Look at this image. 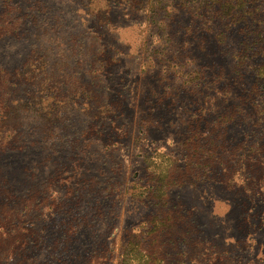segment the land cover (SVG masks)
<instances>
[{
	"label": "rangeland",
	"instance_id": "obj_1",
	"mask_svg": "<svg viewBox=\"0 0 264 264\" xmlns=\"http://www.w3.org/2000/svg\"><path fill=\"white\" fill-rule=\"evenodd\" d=\"M0 25L25 76L0 264H264V0H0Z\"/></svg>",
	"mask_w": 264,
	"mask_h": 264
},
{
	"label": "trees",
	"instance_id": "obj_2",
	"mask_svg": "<svg viewBox=\"0 0 264 264\" xmlns=\"http://www.w3.org/2000/svg\"><path fill=\"white\" fill-rule=\"evenodd\" d=\"M225 9L228 10L226 16H230L231 15V10H234L235 8L232 5L230 7H227V5H226L225 6ZM0 26H1L0 27V36L6 35L8 33H12L11 31H13V30L15 31V29H16L15 28V29H13V30L10 31L9 29H5L2 25H0ZM18 32H19V28L16 29L15 34H18ZM71 49H72V51H71L70 55L68 56L69 58H72L73 56L74 57H81V55H82V52L81 51L82 50L80 49V43L75 45V36L72 39ZM37 53L38 52L36 51V54H34L33 56H35V55L37 56L38 55ZM95 55L96 54H93V56H95ZM12 74H15V76H19V78H22L23 80L25 79V76L23 75L22 70H20L18 68L17 69H14V70H7V69L0 68V85L2 86V88L9 89L10 86H12L13 88H18V86H15L10 81V78H11ZM30 80L31 81H30L29 84H33V82H32L33 79L30 78ZM220 95H221V91H220V93H217L216 92L213 95L210 94V93L207 94V97H208L209 101L210 102L212 101V103H213L212 105L215 107L214 110H219V109H223V108H226L227 107V105H226L227 100L226 99H225L224 102H222L221 105H215L214 104V102L217 101V99L219 98ZM4 101H6V98H5ZM5 114H7L10 117H12L13 115H15V110L10 111V110L7 109L5 111ZM15 127H16L15 128L16 129L15 132L17 134H18V132L20 133V131H19L20 123L19 122L16 123V126ZM21 134H22V132H21ZM9 136H12V135H9ZM16 136L20 137L19 135H16ZM0 139L2 140V143H0V153L3 152V151L5 152L6 150H10L11 148H13L11 146L6 145L8 142H6L5 140H3V136H0ZM4 141L6 142V144H5ZM15 143H17V142H15ZM21 143L22 142H20V144ZM258 160H260V158H258ZM156 173H158L157 180H158V182H160V185L163 186V184H167L168 183V180H166L167 179V176L168 177L170 176V175H168V172L160 171V172H156ZM6 185H7L6 174L0 169V191H6V193L8 195V192L7 191L9 190V188ZM157 192H158V190L154 191V194H156ZM2 194H3V196H4V198L6 200H9L10 198H13V199L14 198H18V196L14 192H11L9 197L6 196V194L4 192Z\"/></svg>",
	"mask_w": 264,
	"mask_h": 264
}]
</instances>
